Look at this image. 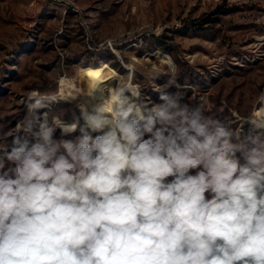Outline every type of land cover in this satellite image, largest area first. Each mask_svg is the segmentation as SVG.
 I'll return each mask as SVG.
<instances>
[{
	"label": "clouds",
	"instance_id": "9594fccd",
	"mask_svg": "<svg viewBox=\"0 0 264 264\" xmlns=\"http://www.w3.org/2000/svg\"><path fill=\"white\" fill-rule=\"evenodd\" d=\"M169 69L159 102L117 82L71 121L27 95L0 150V264H264V115L208 114Z\"/></svg>",
	"mask_w": 264,
	"mask_h": 264
},
{
	"label": "rangeland",
	"instance_id": "374dc122",
	"mask_svg": "<svg viewBox=\"0 0 264 264\" xmlns=\"http://www.w3.org/2000/svg\"><path fill=\"white\" fill-rule=\"evenodd\" d=\"M204 18L217 19L194 29ZM164 55L178 85L169 95L245 128L264 115V0H0V150L29 93L60 99L50 122L78 115V91L64 98L59 82L78 88L83 70L107 66L119 75L114 84L138 85L159 102L154 89L173 76Z\"/></svg>",
	"mask_w": 264,
	"mask_h": 264
},
{
	"label": "bare ground",
	"instance_id": "6f19581e",
	"mask_svg": "<svg viewBox=\"0 0 264 264\" xmlns=\"http://www.w3.org/2000/svg\"><path fill=\"white\" fill-rule=\"evenodd\" d=\"M132 61H136V60L132 59ZM162 61L164 63L170 64L169 58L166 55L162 56ZM118 79H119V75L114 70L110 69L107 66L102 67L98 71L83 70V76L78 83V88H76L72 82L66 81L63 78L59 82L60 88H59L58 94L64 96V98L66 97V98L72 99L76 95H72L71 92L78 91L79 99L77 103L87 100L89 104L91 105V104H95L98 102L99 94L93 93V95L90 97L86 96V94L91 93L97 88H100L101 90H110L109 86L114 84V81ZM64 89L67 90L66 94L62 93ZM47 94H52V93H47ZM47 94H44V95H47Z\"/></svg>",
	"mask_w": 264,
	"mask_h": 264
},
{
	"label": "trees",
	"instance_id": "16d2710c",
	"mask_svg": "<svg viewBox=\"0 0 264 264\" xmlns=\"http://www.w3.org/2000/svg\"><path fill=\"white\" fill-rule=\"evenodd\" d=\"M217 18H204L201 19L200 22L197 23H193L192 26L194 27V29L200 30L203 27V24L211 22V21H216Z\"/></svg>",
	"mask_w": 264,
	"mask_h": 264
}]
</instances>
